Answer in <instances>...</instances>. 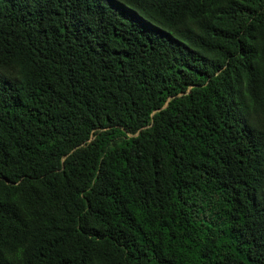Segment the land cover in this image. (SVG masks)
<instances>
[{
	"label": "trees",
	"instance_id": "obj_1",
	"mask_svg": "<svg viewBox=\"0 0 264 264\" xmlns=\"http://www.w3.org/2000/svg\"><path fill=\"white\" fill-rule=\"evenodd\" d=\"M0 264H264V0H0Z\"/></svg>",
	"mask_w": 264,
	"mask_h": 264
}]
</instances>
